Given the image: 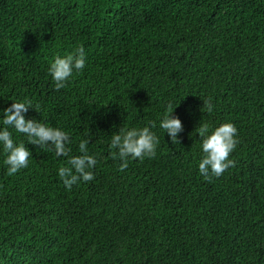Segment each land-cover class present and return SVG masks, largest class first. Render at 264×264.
<instances>
[{"label":"trees","instance_id":"obj_1","mask_svg":"<svg viewBox=\"0 0 264 264\" xmlns=\"http://www.w3.org/2000/svg\"><path fill=\"white\" fill-rule=\"evenodd\" d=\"M81 45L85 68L55 90L50 63ZM25 100V119L67 132L70 156L88 139L97 164L67 190L68 157L9 128L31 156L8 176L0 145V264H264V0H0V129ZM176 103L172 143L159 124ZM149 121L155 158L120 171L112 135ZM203 122L239 141L210 183Z\"/></svg>","mask_w":264,"mask_h":264},{"label":"clouds","instance_id":"obj_2","mask_svg":"<svg viewBox=\"0 0 264 264\" xmlns=\"http://www.w3.org/2000/svg\"><path fill=\"white\" fill-rule=\"evenodd\" d=\"M85 66L86 53L82 45L66 56H55L48 68L54 81L55 90L65 88L74 72H81ZM177 104L167 106L159 124L160 128L168 134L172 143H179L178 133L183 130L180 119L171 115ZM30 107L39 110V105L34 107L31 100L13 101L9 107L3 109L2 123L5 127L0 129V145H2L5 154L4 164L7 165V175L13 176L21 169L27 168L31 156V152L23 141L14 142L12 132L9 131V128H12L25 136L27 143L54 151L57 157H68L67 166L62 165L58 168V176L67 190H71L73 185L80 181H92L94 173L91 169L96 166L97 159L89 154L87 147L89 140H80L79 152L81 155L70 156L69 134L60 128L51 127L35 119H25L24 113ZM214 107L211 98H208L203 100L201 111L211 114ZM155 127L156 122L149 121V126L142 128L120 127L119 131L112 135L109 148L115 150L112 152L113 158L118 157L122 161L119 164L120 171H124L128 167L129 159L142 161L146 157L155 158L156 148L160 142L157 135L151 130ZM196 132L201 139L202 150L198 170L203 178L210 183L213 177L218 178L229 167L235 166V162L229 157L239 143L236 138L237 128L231 122L222 123L215 128H212L210 123L203 122L196 128Z\"/></svg>","mask_w":264,"mask_h":264}]
</instances>
